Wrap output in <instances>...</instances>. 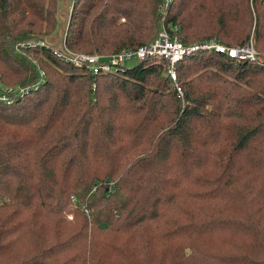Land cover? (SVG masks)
I'll list each match as a JSON object with an SVG mask.
<instances>
[{
  "label": "trees",
  "instance_id": "16d2710c",
  "mask_svg": "<svg viewBox=\"0 0 264 264\" xmlns=\"http://www.w3.org/2000/svg\"><path fill=\"white\" fill-rule=\"evenodd\" d=\"M167 2L75 0L63 41L109 55L163 25L264 51V0ZM57 10L0 0V83L25 91L0 101V264H264V65L188 57L183 95L153 59L97 76L22 48Z\"/></svg>",
  "mask_w": 264,
  "mask_h": 264
},
{
  "label": "built area",
  "instance_id": "2783aa9c",
  "mask_svg": "<svg viewBox=\"0 0 264 264\" xmlns=\"http://www.w3.org/2000/svg\"><path fill=\"white\" fill-rule=\"evenodd\" d=\"M169 3L170 0H168L167 5ZM63 45L65 46L61 47L60 50L49 46L45 41L38 40L31 44L25 43L22 45V48L29 49L38 46L51 48L53 53L59 58L76 66L85 67L90 73L97 76L98 74L123 71L128 62L136 61L138 63L153 59L164 67L167 77L177 86L180 95H183V90L178 85L179 64L186 58L198 55L199 53H218L237 61H256L264 65V57L256 51L253 41L245 45L234 46L225 45L217 39L186 44L180 38L178 27H173L169 30L163 25L158 36L152 41L137 49H124L118 53L109 55L75 53L66 47L65 41ZM22 48L20 50H23ZM23 92H25L23 89L13 90L5 88L3 91H0V101L11 103L17 95Z\"/></svg>",
  "mask_w": 264,
  "mask_h": 264
},
{
  "label": "rangeland",
  "instance_id": "374dc122",
  "mask_svg": "<svg viewBox=\"0 0 264 264\" xmlns=\"http://www.w3.org/2000/svg\"><path fill=\"white\" fill-rule=\"evenodd\" d=\"M73 7H74V0H58V10H57V30H55V32L50 36L46 37L45 41L47 44H49V46H54L55 48H59V47H63L65 45L64 44V35L66 33V31L68 30V26L70 24L71 21V16H72V12H73ZM253 16L254 18H256V11L255 8H253ZM122 22L123 19H122ZM255 27V24H254ZM255 29V28H254ZM215 39V38H212ZM218 40V39H217ZM220 41V40H219ZM251 41H253V44L255 46L256 51L262 56L264 57V51H260L257 47H256V40L254 38V34L252 35ZM250 41V42H251ZM221 42V41H220ZM223 43V42H222ZM225 44V43H224ZM227 45V44H225ZM229 46H234V45H229ZM75 53H80V52H75ZM82 53V52H81ZM98 54V53H96ZM102 55H107L106 53H100ZM136 63V61H132V62H128L126 63V68H131L133 67ZM22 87H18V86H11V88L9 89H13V90H19ZM5 88L3 87V85L0 84V91H3ZM70 219H74L73 215L69 216Z\"/></svg>",
  "mask_w": 264,
  "mask_h": 264
}]
</instances>
